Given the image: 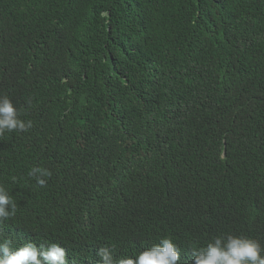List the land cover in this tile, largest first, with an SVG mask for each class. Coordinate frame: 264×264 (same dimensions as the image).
<instances>
[{
    "label": "trees",
    "instance_id": "1",
    "mask_svg": "<svg viewBox=\"0 0 264 264\" xmlns=\"http://www.w3.org/2000/svg\"><path fill=\"white\" fill-rule=\"evenodd\" d=\"M0 94L32 121L0 136L18 244H264V0H0Z\"/></svg>",
    "mask_w": 264,
    "mask_h": 264
},
{
    "label": "clouds",
    "instance_id": "2",
    "mask_svg": "<svg viewBox=\"0 0 264 264\" xmlns=\"http://www.w3.org/2000/svg\"><path fill=\"white\" fill-rule=\"evenodd\" d=\"M24 114L8 95L0 94V136L5 132H26L32 127V121L21 119ZM28 175L43 187L51 172L42 167H33ZM17 214V201L9 188L0 183V264H70L68 250L57 242L39 244L28 241L17 243L16 235H5L3 225L12 220ZM263 215L256 218L262 221ZM264 222V220H263ZM223 227L230 230L229 224ZM112 235L121 237L118 232L111 231ZM208 233L212 238L203 247H194L191 250L190 264H264V244L260 240L245 235H217L211 229L199 234L201 240ZM202 235V236H201ZM121 236V237H120ZM115 244L104 245L98 248V264H183L184 254L181 248L170 236L161 237L159 242L145 247L136 254L127 253L117 256L114 252ZM71 264H76L73 259Z\"/></svg>",
    "mask_w": 264,
    "mask_h": 264
}]
</instances>
